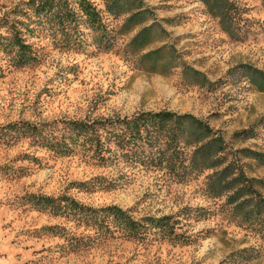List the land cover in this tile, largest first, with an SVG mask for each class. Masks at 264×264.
Returning <instances> with one entry per match:
<instances>
[{
    "label": "rangeland",
    "instance_id": "374dc122",
    "mask_svg": "<svg viewBox=\"0 0 264 264\" xmlns=\"http://www.w3.org/2000/svg\"><path fill=\"white\" fill-rule=\"evenodd\" d=\"M25 1L0 0V39L9 36L3 20L28 23L12 14ZM91 1L115 36L108 52L87 31L79 50L63 51L17 25L38 56L18 69L0 45V264H264V229L243 222L225 196L208 194L213 170L177 182L120 160L103 166L81 148L58 156L31 139L4 143V127L22 121L56 129L140 112L190 114L223 137L228 159L239 158L264 199V0H229L230 27L203 0H139L146 11L136 22ZM32 195L70 197L95 210L117 206L135 219L170 215L178 236L126 239L105 230L116 229L110 218L97 227L78 214L36 211ZM75 243L80 249L72 250Z\"/></svg>",
    "mask_w": 264,
    "mask_h": 264
},
{
    "label": "trees",
    "instance_id": "16d2710c",
    "mask_svg": "<svg viewBox=\"0 0 264 264\" xmlns=\"http://www.w3.org/2000/svg\"><path fill=\"white\" fill-rule=\"evenodd\" d=\"M203 2L214 10L216 16L220 15L229 27L233 25L229 0ZM103 4L104 12L114 18L129 14V22L140 21L146 11L139 0H103ZM22 5L23 8H17L12 14L24 17L28 23L25 25L16 18L3 20L2 27H7L9 36L0 39L2 51L12 55L15 68L27 67L38 61L36 51L26 43L24 33L17 25L24 26L25 33L31 37L34 33L37 36L41 33L48 35L63 51L79 50L86 31L91 37V44L97 49L108 52L114 46L115 36L108 29L103 12L91 0H26ZM49 126L16 122L4 127L7 130L2 137L8 146L13 145L12 141L31 139L58 156H70L81 148L91 152V156L103 166L120 160L128 166L163 171L177 182L204 170H213L206 177L208 194L214 198L225 196L232 211L240 213L243 222L264 229V199H260L254 189V180L245 176L236 155L228 159L223 137L190 114L140 112L129 117L63 121L61 127L56 129ZM235 152L256 161L261 157L246 149ZM109 187L112 184L103 189ZM29 204L36 211H49L53 215L78 214L80 220L84 217L85 224L97 227H102L104 218H110L116 229L105 230L111 234L117 232L130 240L141 241L151 234H161L167 238L178 236L177 221L170 215L135 219L129 211L117 206L95 210L65 196L52 198L32 195ZM87 211L94 214L89 215ZM98 211L104 213L103 217L98 216ZM48 230L56 233L52 226ZM71 246L72 250L80 249L78 243Z\"/></svg>",
    "mask_w": 264,
    "mask_h": 264
}]
</instances>
